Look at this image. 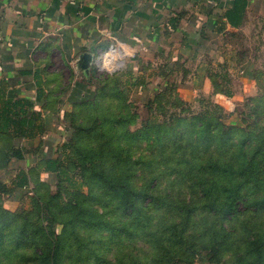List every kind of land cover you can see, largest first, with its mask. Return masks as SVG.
Listing matches in <instances>:
<instances>
[{
    "label": "trees",
    "instance_id": "16d2710c",
    "mask_svg": "<svg viewBox=\"0 0 264 264\" xmlns=\"http://www.w3.org/2000/svg\"><path fill=\"white\" fill-rule=\"evenodd\" d=\"M245 5V2L239 5L237 2L234 12L226 15L233 26L239 25ZM121 72L112 74L111 81L102 77L95 79L99 86L103 85L100 91L96 90L95 99L76 104L67 115L71 135L59 156L40 159L30 170L18 168L9 184L0 181V250L11 244L10 249L22 264L40 257L50 264H59L61 238L56 236L48 251L41 249L39 252L36 250L42 244L39 240L45 236L30 225H16V214L4 209L1 202L3 194L14 196L27 190L23 194V198L26 197L31 192V184L36 192L53 185L56 193L46 202L42 198L35 200L38 212L46 208L51 223L56 222L52 206L64 194L76 209L79 199H87L89 194L95 198L93 191L96 189L101 191L100 197L107 202L106 207L108 204L115 207L111 212L105 211L104 215L115 217L112 221L105 219L89 206L77 209L79 215L86 212L89 217L93 216L90 221H95L94 230L108 231L110 235L128 229L134 235L143 232L140 242L162 250L168 257L167 262L174 256L172 249L178 252L184 247L191 253V246H196L206 236L209 237L206 250L214 255L229 250L233 256L232 264H264V122H261V109L257 107L251 115H246L253 118V125H249L250 131L246 132L241 127L225 126L222 118L226 113L219 105H212L215 111L206 112L205 116L177 117L170 124L152 122L134 132L127 129L133 118L123 114L94 121L91 118L86 124L78 121L76 115L83 116L89 109H95L104 99L99 97H104L107 87H114ZM165 91L158 92L157 99ZM225 95L231 96L230 93ZM29 107L30 103L18 100L3 104L0 109V140L4 141L0 146V171L13 159H25L16 140L32 138L33 132L41 130L38 114L33 112L27 116ZM110 130L115 143L107 142L109 137H104ZM95 133L103 135V139L95 137L93 141ZM92 142L98 147H92ZM141 144H146L149 152L138 149ZM135 147L141 152L137 159H133ZM175 148V154L183 149L190 150L176 156L172 152ZM154 154H159L165 171L154 174L157 158ZM172 163L174 166L170 165ZM41 173L54 175V183L41 180ZM162 174L172 177L173 181H182L188 192L167 189L170 187L160 190L155 184ZM138 181L142 182L140 187H136ZM153 216H158L157 219L170 217V223H162L160 229L164 241L155 239L152 233L150 219ZM81 221L86 222V219ZM191 229L193 233L187 237ZM50 230L54 234L52 225ZM232 235L237 236L234 241ZM240 235L243 239L236 241ZM217 236L222 238L217 239Z\"/></svg>",
    "mask_w": 264,
    "mask_h": 264
},
{
    "label": "crops",
    "instance_id": "0c3cea01",
    "mask_svg": "<svg viewBox=\"0 0 264 264\" xmlns=\"http://www.w3.org/2000/svg\"><path fill=\"white\" fill-rule=\"evenodd\" d=\"M237 2L246 5L233 26L226 15ZM260 31L264 0H0V109L26 101L27 116L38 114L41 124L32 138L16 140L25 159L12 160V173L59 156L71 135L67 115L95 99L84 55L122 47L119 81L141 107L174 89L185 102L209 98L230 110L250 90Z\"/></svg>",
    "mask_w": 264,
    "mask_h": 264
},
{
    "label": "rangeland",
    "instance_id": "374dc122",
    "mask_svg": "<svg viewBox=\"0 0 264 264\" xmlns=\"http://www.w3.org/2000/svg\"><path fill=\"white\" fill-rule=\"evenodd\" d=\"M260 32L261 34H264V32ZM260 39V43H258L257 39L256 44L251 47L255 54H252V57H254L252 69L254 72L250 90H243L242 99L239 100V102H233L232 108L230 110H225L226 114H223L224 117L222 118V122L225 126L241 127L244 128L245 132L250 131L249 125H253V118L246 117V115H251L255 112L257 107H259L262 111L260 117L262 118L261 122H264V109H262V106L264 105V36ZM92 75L94 80L102 77L103 79H108L106 81H111V78H113L112 74L109 76H97L94 71H92ZM108 83L110 84V82ZM93 85L97 91H100L103 87V85L99 86L96 81L93 82ZM113 85L114 87L112 89L110 86L106 88L107 90L104 92V97H99L104 99L97 104L95 109H89L87 113H83L85 118L84 115H76L77 118L80 119L78 121H83L86 124V121L91 118L94 121L100 117L104 118V116L116 117L123 114L129 119L131 117L133 118L132 124L128 125L127 129L130 132H134L144 128L152 122L170 124L172 120L177 117L190 118L193 116H205L206 112L215 111V109L211 107L212 105H217L209 98L199 97H197L193 102H185L179 98V95L174 92V89H171L169 91H165L163 94L161 93L160 95L162 96L158 99L156 96H159V93L157 92L153 94V99L151 98L148 102L149 105L141 107L140 105L132 102L129 91L122 86L121 81H116ZM93 137V141L95 137L103 139V135L96 133ZM104 137H109L107 142L112 141L115 143L116 141L112 130H110V134H105ZM3 143L4 141L0 140V146L3 145ZM86 143H88V140ZM96 145L97 144H95V142H92V147H98ZM84 146L87 147L86 144H84ZM138 149L144 150L143 152H149L147 151L146 144H141ZM176 150V148L172 149V152L175 154ZM185 150L189 152L190 149H183L175 155H184L186 154ZM132 153L133 159H137L139 154L141 155V152H138L136 147L133 148ZM154 156L157 157L156 166L153 167L155 172L154 174H156L159 170L165 171L163 164L160 162L159 154L158 156L157 154H154ZM170 165L174 166L173 163ZM181 167L182 166L178 168ZM13 168L14 163L11 161L7 165L6 169L0 171V181L9 184L10 180L14 176L12 173ZM44 181L50 184L54 183L52 178L45 176ZM141 183V181L136 182L138 185L136 187H140L139 185H141ZM155 185L159 187L160 190L170 187L167 189H172V191L182 190L184 193L188 192L186 184L182 181H173L172 177H168L163 174L157 177ZM30 191L29 195L24 198L23 193L20 195L15 194L14 196H9L8 194L1 195L2 207L6 210H11L16 214L17 219L15 220H18V224L16 225H30V227L38 230L42 236H45V239L41 238V240H39L42 244L36 248L39 252L41 249L48 251V249H50V247L55 243L56 236H59L61 238L58 259L59 264H105L103 262H107V264H232L233 256L229 250L222 251L219 255H214L213 252L206 250L205 247L209 241V237L206 236L199 241V244L191 246V253H187L184 247L183 250H179L178 252H176L175 249H172L174 256L171 260H169V262H167L166 259L168 257L161 252L162 250L160 251L151 247L152 244L151 246H148L147 244L140 242L143 232H137L134 235V232L131 229H128V231H121L118 234L110 235L108 231L94 230L92 226L95 221H90L93 216L91 215L92 217H89L90 215H87L86 212L79 215L77 209L81 207H91V209L97 211L98 214L101 215H104V212L108 210L111 212V209H114L115 207L111 206V204H108L106 207L105 204L107 202H105L102 196L100 197V190L94 189L93 193L96 196L95 198H91V194H89L87 199H79V203L77 205L79 208L76 209L69 203L70 199L67 197L68 195L64 194L60 201L52 206L53 214L56 217V222L53 223H51V216L48 215L45 207L38 212L39 209H37V206L35 205V200L42 198L43 201L46 202V199L49 196L56 193V188L51 185L48 188L42 187L38 192H36L33 189V184H31ZM84 191H87V189ZM39 203L44 202L40 201ZM113 211L116 214V211ZM104 216L105 219L111 221L114 220L115 217L113 214ZM82 218L86 219L87 224L86 222L81 221ZM157 218L158 216H153V218L150 219L153 226L152 233L155 239L164 241L165 236L160 234V229L162 223H170V217L169 219L167 217L164 219ZM255 222L259 221H254V223ZM70 224L75 228L72 229L69 226ZM51 225L54 230V234L51 233ZM192 233L193 229L189 230L187 232V237ZM217 234H219L218 231ZM230 237H232V241H234V238L237 236L232 235ZM221 238V236H217V239ZM242 239L243 235H240L236 241ZM10 248H12V245L7 244V247L4 250H0V264H22ZM46 263L50 264V261L40 257L36 261H29L28 264ZM261 264H263V262Z\"/></svg>",
    "mask_w": 264,
    "mask_h": 264
},
{
    "label": "built area",
    "instance_id": "2783aa9c",
    "mask_svg": "<svg viewBox=\"0 0 264 264\" xmlns=\"http://www.w3.org/2000/svg\"><path fill=\"white\" fill-rule=\"evenodd\" d=\"M127 54L117 43L99 50L93 57V69L97 76L114 74L123 69Z\"/></svg>",
    "mask_w": 264,
    "mask_h": 264
},
{
    "label": "water",
    "instance_id": "95a60500",
    "mask_svg": "<svg viewBox=\"0 0 264 264\" xmlns=\"http://www.w3.org/2000/svg\"><path fill=\"white\" fill-rule=\"evenodd\" d=\"M82 61H84L85 63L88 62L84 65V69H85V71L91 72L92 71V64H93L92 57L89 55H84L82 57Z\"/></svg>",
    "mask_w": 264,
    "mask_h": 264
}]
</instances>
